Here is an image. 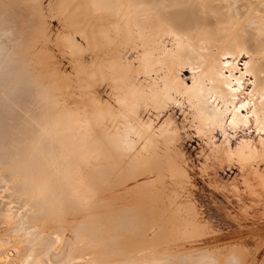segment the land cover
I'll use <instances>...</instances> for the list:
<instances>
[{"label": "bare ground", "instance_id": "bare-ground-1", "mask_svg": "<svg viewBox=\"0 0 264 264\" xmlns=\"http://www.w3.org/2000/svg\"><path fill=\"white\" fill-rule=\"evenodd\" d=\"M41 5L8 0L0 11V264H264L262 248L216 245L227 235H213L192 201L179 203V132L171 119L157 124L187 105L215 158L250 165L264 182L255 167L264 165V0H52L80 36L62 35L89 104L76 111L59 109L45 72L28 70L24 52L42 42L34 46L26 25L47 37ZM32 52L33 64L42 53ZM246 128L258 142L233 148ZM126 171L170 185L167 203L162 194L141 211L118 202L129 192Z\"/></svg>", "mask_w": 264, "mask_h": 264}, {"label": "rangeland", "instance_id": "rangeland-1", "mask_svg": "<svg viewBox=\"0 0 264 264\" xmlns=\"http://www.w3.org/2000/svg\"><path fill=\"white\" fill-rule=\"evenodd\" d=\"M4 1H6L7 3ZM40 1L42 4L41 9H42V13L44 17L42 20H40L41 23L39 24L44 26V29H45L44 31H46L45 34H47V37L43 33H41L43 32V29H41L38 33L39 29H37V26H34L31 29L30 24L26 25V27L30 29L31 34L33 33L32 35H34L35 33V36L38 37L34 40L35 36L34 37L32 36L31 38L32 40L30 39L31 42L34 43V46L35 44L36 45L39 44L36 42V40L37 41L39 40L40 42H42L41 43L42 45L40 44V46L38 47L36 46V49L35 48L30 49V47H28L30 50L27 49L26 50L27 53L24 52V54H26V58H28L27 60H29L28 70L32 74H40V75L45 72L47 81H49V83L50 81H52L50 83L51 84L50 86H53L52 92L53 94H55V101L59 109L63 107L69 108V106L71 110H75V111L78 109H82L80 108L81 106L83 108L84 107L86 108L89 106V104L84 103L83 98L80 96L79 87L76 88V86L78 85L76 83L77 71H76L75 64L77 62L78 56L72 55L70 53V51L66 47L65 42L62 38L63 37L62 35H70V37H73L75 41L79 42L80 36L76 32L77 29L73 28L70 25L69 21L65 20L63 15H61V13L56 9L55 6L54 7L49 6V3L52 0H40ZM35 4H36L35 2H31V6ZM4 5L7 8L6 5H8V0H3V1L0 0V11H4V8H5ZM50 40L52 41V43ZM54 44L58 47H56ZM50 45H53V46H50ZM28 50L30 51L29 52L30 54L28 53ZM31 50H33L32 53L35 55V57L38 56L40 53H42L40 54L41 56L39 55L38 58L37 57L35 58L36 63L34 61L33 64L31 63L32 62L31 60L33 58V56H31ZM62 53L63 55H61ZM30 56L31 58H29ZM37 61L39 62L37 63ZM40 61L43 63L39 64L41 63ZM69 62H72V63H70L69 65ZM244 62H245L244 59L239 60L240 68H243ZM37 64L41 66L39 67ZM60 64H61V67H60ZM36 65H37V69H34ZM53 68H54V73H53ZM46 69L51 70L50 75L52 76L47 75L49 73L48 72L49 70H46ZM35 70L36 71L42 70V72L37 71L38 72L37 73L35 72ZM70 70H72L74 73L71 72ZM62 72L65 74H62ZM64 75L65 76L69 75L68 77L72 79H69L67 76L65 77ZM49 76L51 79L52 78L53 79L52 80L50 78L48 79ZM62 76L64 79L62 78ZM181 76L184 80H186L187 83L190 84L191 72L188 69H184L181 73ZM61 79L63 80L61 81ZM43 80L47 82L45 78ZM54 80H56L57 82ZM65 80H66V83H65ZM53 82H55L57 86ZM72 86H74L73 89H72ZM59 87L62 90V93ZM62 87L64 89H62ZM54 89H57V90L55 91ZM65 89L68 90V92ZM63 90H65L67 93L63 92ZM246 90H248V87H246ZM74 91L77 92V93L75 92L76 96H74L75 95ZM72 94H74L73 97H72ZM59 95L61 97H59ZM65 95L69 97L67 98ZM63 96L64 98H62ZM76 98L78 101L75 100ZM72 102H75V104H73ZM82 103L85 106H83ZM77 104L79 107H77ZM71 105H76L77 109L75 108V106H73L72 108ZM173 108H174L172 109L173 111L170 109L164 112L167 115L161 114L159 120H157V124H161V121L164 122L168 119H171L173 126L177 128L179 132L177 135V139H176L177 142H175L176 148L174 149L175 151H173L172 156H174V159L178 167H180L186 172V176L183 179V187L181 188V190H185V189L186 190L183 192L180 190L178 194L179 195L178 201L180 200L184 204H189V205H190V202L192 201L191 204L195 208V210L198 211V213H201V214L204 213L203 216L205 217L206 222H208V230L211 231L213 235H215L216 237L218 236L223 237L224 235H227L228 239H224L223 241L217 242L216 245L220 244L221 246H225V245L226 246H234V245L239 246V247H242L243 249L246 248V250H249L251 254H255L256 250L258 251L259 248L264 249V182L261 179L257 178L256 175L253 174L254 168L250 165L240 166V163H238L235 160H230L231 161L230 163L229 160H226V159H221V161L220 159H216L215 155H213V153L210 150V146L207 145L206 137H203L200 134H198L196 128L194 127V124L192 123L191 117L189 115L190 110L187 107V105H183V107L182 106L179 107V105H176ZM178 118L179 120L176 121ZM183 129L185 131L188 130L187 131L188 134L185 133ZM244 129L240 130L241 132L239 131L236 134H233V132H231V135L232 134L235 135L231 139V146L233 148H235L238 145V143L242 141V139L247 140L249 138L248 140H253L255 142H258L259 136L255 132L254 128H249V131H248V128H246V130ZM214 136L215 138L213 141L217 145L221 144L222 143L221 141L224 140L223 139L224 136L220 132L219 133L215 132ZM176 143L177 144L180 143V144L177 145ZM255 167L258 168L260 171L264 170L263 163L255 164ZM163 168L166 169V166H163ZM227 168H229V170ZM124 171L125 169L121 170L119 174H122ZM125 175L126 174H124V180L127 182L126 186L127 188H129V192L124 195L123 200L118 201L122 205H125V206L135 205L137 206V210L141 211L145 209L143 199L159 197L160 194H162V198H163V202L161 203L162 201L161 200L160 203L161 204L167 203V199H168L167 197L171 189L170 185H168L165 188L161 185H158V183L156 182L148 183L151 180H153L152 179L153 175H151L150 173L146 171L139 172L135 176L131 175L130 173H127L126 176ZM165 181L167 183L169 181V178H167ZM137 185H138V188H135V186ZM153 185H155V187ZM189 192H191L193 195H191V193ZM189 196L193 198H190ZM193 199H195L196 201L198 200V201L196 202ZM180 201L179 203H181ZM193 201L195 203H193ZM66 234H68L66 236L69 237L71 235V232L68 231ZM244 241L245 242L250 241V243L252 244L248 246H244Z\"/></svg>", "mask_w": 264, "mask_h": 264}]
</instances>
